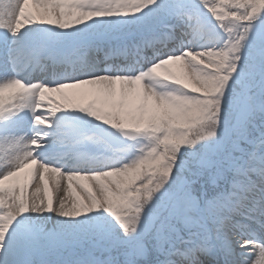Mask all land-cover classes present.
Instances as JSON below:
<instances>
[{
    "label": "snow or ice",
    "instance_id": "snow-or-ice-1",
    "mask_svg": "<svg viewBox=\"0 0 264 264\" xmlns=\"http://www.w3.org/2000/svg\"><path fill=\"white\" fill-rule=\"evenodd\" d=\"M0 264H264V0H0Z\"/></svg>",
    "mask_w": 264,
    "mask_h": 264
}]
</instances>
